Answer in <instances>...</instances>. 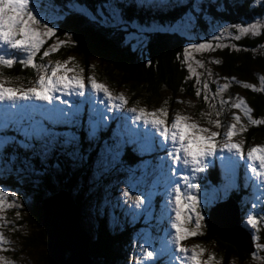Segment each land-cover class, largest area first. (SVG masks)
<instances>
[{
    "label": "snow or ice",
    "instance_id": "obj_1",
    "mask_svg": "<svg viewBox=\"0 0 264 264\" xmlns=\"http://www.w3.org/2000/svg\"><path fill=\"white\" fill-rule=\"evenodd\" d=\"M39 0H0V51L8 50V54H0V69L11 68L16 62V53L23 54L18 58L22 66L39 69L40 75L35 80L32 87L13 88L6 85L11 81L3 78V72L0 71V102L7 106L11 104V108L16 110V113H25L18 118L13 114V118L8 120L5 125L6 134L3 136V141L11 139V143L4 148L3 156L5 162L11 163L13 168L15 162L9 157L12 155L11 149L16 148V161L21 162V168L31 169V172H41L44 175L49 172L63 171L65 168L69 171L79 170L87 159V152L92 148L93 142L99 143L98 135L100 129L99 121H93L89 118L86 125L83 124L80 118V110L78 108L64 109L53 105V101H58L60 104L67 105L66 99H61L62 96H85L86 87L90 89L91 94L103 96L107 102V111L122 110L127 105L128 101L121 94L113 96L109 89L102 83H98L96 79L89 75L87 76V85L82 75L83 69L73 65L67 67L71 62V58L63 62L55 64H40L35 63V57L41 52L47 38L53 37L57 31V25L49 26L52 17L48 9H42L38 6ZM132 0H103L96 7L95 12L88 8L87 5H81L76 0H70L69 5H66L67 15L78 12L89 23H93L97 28L112 30L123 34L122 43L133 49L142 47L144 42L150 38V35L167 34L168 31H175L182 23L183 17L175 22L161 24L158 21L152 20L141 23L136 19H128L125 15V9L132 7ZM137 11H157L160 6L153 3H148V0H135ZM198 7L194 4L193 11ZM57 12L60 9H56ZM187 15V14H186ZM59 19V17H56ZM195 20V17H193ZM237 32L246 34L251 32L253 35L258 34V29L264 27L259 24H250L248 27L236 25ZM227 31V29H223ZM66 36L69 33H65ZM237 36L235 39H239ZM213 39L218 37L213 36ZM64 41H57L51 45L50 51H43V57H48L56 53L62 46ZM216 49L225 47L220 43L214 46ZM196 51L213 50V44L209 42L190 43L183 49L184 60L189 61L190 50ZM219 63V61H212ZM199 67L203 65L197 61ZM71 73V75H69ZM188 73L195 75L194 69L189 64ZM211 73H209V77ZM234 79V78H233ZM264 85V77L260 78ZM200 84L199 77L196 81ZM227 83L218 85L212 99L219 96L221 92L227 89ZM243 88L252 89L254 92L264 90L256 88L251 84H243ZM209 85L207 82L203 84V99L209 102ZM195 95L199 98L202 95L200 87H195ZM37 101L43 104L52 105L43 109L40 114V119H35L32 115H27L30 105L19 104L18 102ZM165 104L168 101H164ZM228 101L221 99L220 105L223 107ZM210 108L215 107L209 104ZM232 107L241 109L252 125L264 124V120L253 119L250 115L251 109L245 104L242 98H237L232 102ZM127 112L133 125L142 123L144 126L141 155L145 151H154V145L159 143L160 151H166V157H160V163L156 165L154 172L158 171L162 177L164 184V196L166 197L165 210L162 213L166 222V236L161 241L159 249L150 250L148 247L142 246L143 261H137V264H154V261L167 256L169 259L167 264H210L213 261V254L209 253L207 260H201L204 251L199 245H194L191 248L183 247L182 241L189 238H194L201 233L205 216L202 214V208L210 206L209 201L201 200L197 195L198 185L193 182L197 174L202 173L207 168L206 158L212 157L217 151L215 141L220 136L219 131H210L207 127H200L198 123L192 121L191 117L181 115L177 112L169 121V113L166 108H160L156 111L149 112L145 108H128ZM207 123L220 129L222 127L219 119H211V112L206 114ZM217 117L220 115L216 113ZM119 119V117H116ZM105 120L111 119L105 116ZM127 119V118H125ZM233 123L227 125L226 132L223 133L224 140L219 145V152L223 154L225 151L230 156H224L223 162L226 165L235 166L236 162L230 157H239L241 161L245 160V153L242 146L245 141L241 139L239 142H233L234 136L241 135L247 131L244 124L240 123V117L231 116ZM239 125V127H237ZM107 125H105V128ZM14 128L15 132L11 133L8 130ZM84 135L81 137L80 132ZM127 134L139 136V132H132L130 129H125ZM121 139L109 147L108 142L104 141L101 155L108 153L111 156L112 163L115 164L121 154L120 149L123 146V134L113 133L115 140L117 135ZM19 140V144H17ZM129 143L132 141L129 140ZM88 145V149L84 145ZM146 146V148H145ZM246 174L250 173L249 179L253 181V187H259L261 197L264 198V145L254 146L247 150L246 153ZM152 166L151 161H144L145 169ZM169 171L171 174H169ZM9 195L13 200L16 198L15 191L11 193L3 190L0 186V212H4L6 208L13 205L7 203ZM125 201L133 200L136 209H141L144 205V200L140 194L132 197L129 189H125L122 193ZM150 206V205H149ZM18 207V205H17ZM255 207V205H254ZM98 213H103L104 209L97 207ZM4 217L0 216V220ZM243 222V221H242ZM245 227L251 229L257 228V219L254 214H248L246 217ZM252 240H257V236L252 234ZM8 241L3 235H0V246L7 244ZM257 248L264 246L257 244ZM0 250H3L0 248ZM8 264H11L9 261Z\"/></svg>",
    "mask_w": 264,
    "mask_h": 264
},
{
    "label": "trees",
    "instance_id": "obj_2",
    "mask_svg": "<svg viewBox=\"0 0 264 264\" xmlns=\"http://www.w3.org/2000/svg\"><path fill=\"white\" fill-rule=\"evenodd\" d=\"M45 1L63 8L67 3H70V0ZM76 2L87 5L95 12L96 7L103 0H76ZM194 4L198 6L195 11H193ZM125 15L128 19H136L142 24L152 20L161 24L171 23L183 17L188 18L193 26L188 35L174 31H168L167 34L150 35V38L144 42L142 47L133 49L123 45L122 33L97 28L78 13L66 14L61 18L59 17L56 23L55 36L57 38L62 36L65 40L70 41H67L64 46L54 53L55 58H63L71 54L80 55L78 57L83 58L85 66L88 58L99 59L102 63L98 69L101 74L98 76L99 80L107 81L110 87L112 85L120 86L127 93L129 102L152 105L164 99L165 96L169 101L178 98L184 100L182 104L187 105L196 116L211 112L212 117L213 112L216 110L220 112L217 118L226 117L227 119L229 113L233 111L230 98L234 95L235 88L241 84L238 85L236 80L247 81V83L250 80L255 83V85L249 83L254 87H264L258 78L259 75H264V27L259 28L256 35L251 32L241 34L237 32L235 27L236 25L248 27L253 23L264 26V0H213L212 2L209 0H186L183 5H179V8L157 10L155 12L137 11L136 6L133 4L132 7L125 9ZM193 17H195V20H193ZM223 29H227V31H223ZM66 32L69 33V39H66L68 37L65 35ZM213 36L218 37V39H213ZM237 36L240 37L238 40L235 39ZM203 42L212 43L213 50L201 51L200 56L203 59L201 62L204 65L198 74H196L197 70L191 66L195 75L190 76L188 73L190 63L184 60L183 49L190 43ZM216 43L225 45V47L216 49L214 47ZM191 53H193L192 50H190L189 55ZM212 61H219V63H212ZM209 65H213L210 72L212 74L216 73V78L221 77L223 80L229 78L231 81V86L224 90L227 95L219 94L214 100L212 97L216 92L215 87L219 84L211 76L209 77ZM29 70H32V72ZM36 70L27 66L22 67L17 60L11 68L5 67L1 71L3 74H9L11 78L23 81L26 78L25 75L29 78L31 73L34 74ZM197 77L200 80L199 85L196 83ZM205 82L209 85V102H205L203 99V84ZM197 86L202 90V95L199 98L195 95V87ZM240 94L243 95L247 107L251 109L250 115L252 118L264 120V90L254 92L252 89L243 88L240 90ZM221 99L229 103H225L221 107ZM210 103L215 107L210 108ZM221 114L224 116H221ZM243 120H245L247 131L242 133V137L246 143L252 139V141L258 143L261 141L264 144V124L252 125L247 119ZM223 124L224 121H221V125ZM14 132L12 130V133ZM107 135H102L98 144L93 142L92 148L86 154L87 159L83 166L75 171H69L65 168L63 171L58 170L47 175L41 172L33 174L31 169L21 168L20 165L23 160L21 156V160L17 163L18 167L23 172H27L28 175L31 173L34 177V179L28 177L26 187L29 188L32 185L30 183L38 184L44 194L55 192L60 188L72 191L73 187L76 188L78 185H82L83 189L86 190L85 186L87 184H89L88 191L94 188L96 191L102 190V184L95 178V172L90 166H94V162L98 159L101 153L99 149L102 143L106 141ZM84 148L88 149V145L85 144ZM11 152L12 155H16V148L13 147ZM122 159L129 164L138 161V158L128 150ZM106 183L107 180L104 186H106ZM85 193L87 192L84 191L81 195L75 196L81 213H84L83 207L89 198V194L84 198ZM90 196L93 197L91 194ZM36 198L35 202L30 205L31 214L29 211L28 213L31 215L33 223L39 226V233L36 236L33 235V238L26 236L24 245L34 248L43 247L41 258L46 264V236L43 228L40 227L42 213L40 204L44 195L39 194ZM207 213L209 211L205 215ZM240 215L241 223L245 225V220L242 217L243 211L241 210ZM108 217L105 213L99 220L96 218L92 221L90 223L92 225L85 229L91 236L89 254L92 257V264H132L136 261L133 257L135 253L133 250H136L134 230H138L132 225L136 222L134 221L132 225L128 221L121 222L119 220L121 217L118 214L114 215L112 220ZM110 221L112 227L109 225ZM248 232L251 237L252 234L257 236V240L254 241L255 244H264V219L259 222L256 229H249ZM202 234L204 237H201L200 240L202 239L203 242L214 246L217 249V255H221L225 262L234 258L242 261L250 259L254 252L249 253L243 248L244 246L239 249L234 244L221 240L208 227L205 228ZM35 238L39 239V243L35 241ZM254 243V250H256ZM163 261L164 259L161 257L155 260L154 264H163Z\"/></svg>",
    "mask_w": 264,
    "mask_h": 264
},
{
    "label": "rangeland",
    "instance_id": "obj_3",
    "mask_svg": "<svg viewBox=\"0 0 264 264\" xmlns=\"http://www.w3.org/2000/svg\"><path fill=\"white\" fill-rule=\"evenodd\" d=\"M159 0H148V2L153 3L155 2L160 6V10L163 11L164 9H174L179 8V5H183L186 0H161L163 3H165V6L161 2H157ZM201 1V0H200ZM205 1V0H203ZM213 1V0H209ZM66 5H69L67 3ZM39 7L42 9H48L49 14L52 17L50 20L49 26L56 25L58 19L56 17H63L66 15L67 11H64L63 9L59 12L56 11V5L53 3L47 2L45 0H39ZM192 23L188 18L183 19V23L174 31L179 32L183 35H188L190 32V29L192 27ZM70 36H68L66 39H69ZM57 41H64L65 43L70 40H65L62 36H59L58 38L54 35L53 37L47 38L45 40V44L41 49V52L37 54V56L34 58L35 63L37 65L40 64H55L56 62H63L65 60H68L71 58V62L67 65V67H73V65L78 66V68L83 69V77L85 79V84L87 85V76L91 75L93 76L98 83L104 84L110 91V93L113 96H119L123 95L125 99L128 101V96L125 90H123L120 86L112 85L111 87L105 80H99V77L101 74L98 72V69L100 68V65H102L101 61L99 59H95L93 57L88 58L87 65L85 66V61L83 60L82 56L80 59L78 56L80 55H67L63 58H55L54 54L49 55L48 57H43V51H50L51 45L55 44ZM191 55H189V63L192 67H194L196 71V74L200 73L201 67L197 65V61H199L202 65L201 61L203 60L200 56L201 51H194L192 49ZM0 54L7 55L8 50L0 51ZM199 54V57H198ZM23 54L16 53L15 57L18 58L21 57ZM77 56V57H76ZM22 66V65H21ZM26 67V66H22ZM213 69V65H209V73L210 70ZM2 69H0L1 71ZM32 72V70H29ZM40 70L37 68L34 74L31 73V76L28 78L27 75H25V80L18 81L15 78H11L9 74H3V78L11 81V83L7 84V87H13V88H24L27 89L29 87H32L35 80L38 79L40 75ZM71 75V73L69 74ZM215 74L211 73V78L215 80L219 85L227 83L229 86H231V81L229 78L222 79L221 77H215ZM261 77H264V75H259V79ZM238 79V78H237ZM261 81V80H260ZM236 83L240 86L235 88L234 95L230 98L231 104L232 102H235L237 98H242L244 100V97L242 94H240V90L243 89V84L247 83L241 82L239 80H236ZM251 83L255 85L254 82L248 81V84ZM217 88V87H215ZM229 88V87H228ZM227 88V89H228ZM215 92V91H214ZM213 92V93H214ZM242 93V92H241ZM220 94L227 95L224 91ZM167 96L164 97V99H161L159 102L152 105H145L141 102L138 104H133L132 102L127 103L124 109L122 110H114L112 112L107 111V102L104 101L102 94L101 95H95L91 94L90 89L86 87V93L85 96H62L61 99H66L69 101L67 105L60 104L58 101H53V105L59 108L69 109L72 108H78L80 110V118L83 119L84 125L87 124L89 118L93 121H99L100 123V129L98 132V135L100 139L102 138V135H107L106 141L108 142L109 147H112L116 141L121 139V136L118 134L115 138V140L112 138L113 133L119 131V133L123 134V146L120 149V156L118 158V161L113 164L111 160V156L108 153H104L101 155L99 154L98 159L94 162V166H90L91 169L95 172V178L101 182L102 184V190L96 191V189H92L88 191L87 184L85 186L86 190L83 189L82 185H78L76 188L73 187L72 191L68 190L70 194L72 195V198L76 203H78L75 199V196L81 195L84 191L87 192L84 195V198L89 194V198L87 199V203L84 205V213H81V209H79L80 217L78 218L79 225H81V228H84V231L89 225H92V221L99 220L104 214L106 213L108 218L110 220L113 219L114 215H119L121 217V222H127L129 224H133V222H139L138 230H134V242L136 245V250H133L134 257L136 255V258L139 261H143L142 256V246L151 248L152 250L159 249L161 247V241L165 238L166 232L164 235H154L157 230L154 231V229L148 225L151 222H158L162 220V213L165 210V202L166 197L164 196V184L162 177L160 176L159 172H154V169L156 168V165L160 163L159 158L160 157H166L167 152L166 151H160L159 143L154 145L155 150L151 152L145 151L144 155H141L140 152L142 151V145H144V139H143V132H144V126L142 123H138L136 125H133V122L130 118V114L127 112L128 108H145L149 112L156 111L160 108H166L169 113V121L171 120V117L174 116L177 112H179L181 115H187L191 117L192 121L198 123L200 127H207L210 129V131H219L220 136L215 141L217 145V151L214 152L212 157L206 158L207 168L204 172L197 174V177L193 180V182L197 183L198 185V191L197 195L200 197L201 200H207L209 201L210 206L208 208H211L217 201H223L224 198L222 195H227V192L229 191L230 196H237L239 199H243L238 201L240 205L242 206L241 209L243 211V219L245 220L244 223H246V217L248 214H254L257 219V226L259 225V222L264 219V198L261 197V189L259 187H253V181L249 179L251 176L250 173L246 174V179H241L242 185H245L244 188L240 187L236 184V167L237 164H243L242 170L246 173V153L247 150L254 146L264 145L262 142L258 143L256 141L248 140L246 141L243 139L242 134L234 136L233 142H239L241 139L245 141L244 145L242 146V150L245 153V160L241 161L239 157L231 156L230 158L232 160H237L235 166L226 165L223 162L224 156H230L229 153L226 151L221 154L219 152V145L223 142L224 136L223 133L227 130V125L230 123H233L231 120V116L234 114L236 116L240 117V123L244 124L243 119H247L241 109L234 108L231 106V109H233L232 112H230L228 118H217L216 113L219 111L213 112V116L211 119H219L220 121H224V124L220 129H216L215 127L210 126L207 123L208 116L203 115H195L191 112L190 108L184 104V100L178 99L174 101H169L166 99ZM164 101H168L167 104L164 103ZM245 101V100H244ZM19 104H27L30 105L29 112L27 115H32L35 119H40V114L43 111V109L51 107L52 105L43 104L41 102L37 101H31V102H25L20 101ZM177 106H175V105ZM246 104V103H245ZM247 106V105H246ZM216 109V108H215ZM220 113V112H219ZM13 114H15V117L18 118L20 115H25V113H16L15 109L11 108V104L9 103L7 106L5 103L0 102V186H2L3 190H6L8 192L15 191L16 198L13 200L12 196L9 195L7 198V203L10 205H13L10 208H6L4 212H0V216H3L4 219L0 220V235H3L4 238L8 241L7 244L0 246L3 250H0V264H8L10 261L11 264H44V260H42L41 255L43 254V247H29L24 245V241L26 240V236H30L33 238V235L36 236L37 233H39L38 225H35L31 219V204L35 202L37 199L36 197L39 196V194L44 195V198L54 195L57 193L55 192L44 194L42 193L41 186L39 187L38 184L30 183L29 188L26 187V182L28 181V177H31V179H34L33 175L30 173L28 175L27 172H23L18 167V162L16 161V155H11L9 159L13 162H15V167L13 168L11 163L5 162L3 151L4 148L7 147L11 143V139L8 141H3V136L5 133L4 125L5 123L13 118ZM110 117L111 119L105 120L104 117ZM221 116H224L221 114ZM116 117H119L117 119ZM127 118V119H125ZM229 119V120H228ZM105 125L107 127L105 128ZM239 127V125H237ZM130 129L132 132H139V136H132L130 137L125 129ZM12 130L15 131L14 128H11L9 132L12 133ZM131 140L132 142L129 143L128 141ZM19 140H17V144H19ZM103 144L101 145L99 151L103 148ZM146 148V146H145ZM129 151L133 153L137 158L138 161H136L134 164H129L126 162L122 157H124V154L126 151ZM144 158H148L149 161L152 162V166L145 169L143 167ZM217 169L219 172L218 179H209L206 174L209 169ZM50 173V172H49ZM169 174L171 172L169 171ZM27 176V177H26ZM106 177L105 179L103 177ZM208 179V180H207ZM107 180L106 186H104L105 181ZM204 180V181H203ZM129 189L131 192L132 197H134L137 194H140L142 196V199L144 200V205H142L141 209H136L133 203V200L129 199L125 201V199L122 196V193L125 189ZM237 188V189H235ZM62 189V188H60ZM98 192V193H96ZM251 192V193H249ZM47 193V192H46ZM234 195H233V194ZM243 193H249L247 195H242ZM90 194L93 196L91 197ZM98 197V198H94ZM42 198V199H44ZM231 202V200H228ZM237 202V201H236ZM81 203V201H80ZM232 203V202H231ZM82 204V203H81ZM18 205V207H17ZM150 205V206H149ZM255 205V207H254ZM79 206V203H78ZM97 207H101L104 209L103 213H98L96 211ZM215 207V206H214ZM26 208V209H24ZM208 208H202V214L205 216V220L203 223V228L201 229V233H204L205 228L208 227L207 219L209 213L205 215L207 211L210 209ZM234 208V207H233ZM240 208V207H239ZM233 210V209H232ZM29 211V213H28ZM115 212H117L115 214ZM237 212V210H236ZM260 215V216H259ZM28 219V221H26ZM144 224V226H140V224ZM109 225L112 227V223L110 221ZM243 230H245L247 233L249 231V227H245L240 223ZM41 227V226H40ZM42 228V227H41ZM217 231L220 233L221 231V225L217 226ZM83 230V229H82ZM254 230V229H253ZM166 231V230H165ZM89 233V232H88ZM158 233V232H157ZM164 233V232H163ZM162 233V234H163ZM216 233V232H215ZM223 234V233H222ZM217 235V233H216ZM220 237H224L223 235H219ZM197 237V238H196ZM194 238H189L187 240L182 241V246L191 248L194 245H199L204 251V255L200 257L201 260H207V256L209 253L213 254L214 259L210 262V264H264V247L257 248L254 241H252L255 245L254 252L252 253V256L250 259L247 260H238V259H230L226 260V262L223 260L221 255H217V249H215L214 246L209 245L200 238L204 237L203 234H200ZM35 241L39 243V239L35 238ZM233 244L236 245V240H233ZM259 245L264 246V244L259 243ZM45 247V246H44ZM150 249V250H151ZM263 253V256H262ZM69 253H66V256H68ZM90 256V255H89ZM91 257V256H90ZM167 259H164L163 263H167ZM131 260H133L131 258ZM93 263L92 257H91V264ZM135 264H137V260L134 261ZM132 263V264H134ZM47 264V260H46Z\"/></svg>",
    "mask_w": 264,
    "mask_h": 264
},
{
    "label": "water",
    "instance_id": "obj_4",
    "mask_svg": "<svg viewBox=\"0 0 264 264\" xmlns=\"http://www.w3.org/2000/svg\"><path fill=\"white\" fill-rule=\"evenodd\" d=\"M57 193L42 199L40 204L47 264H91V236L79 225L78 203L67 189H59ZM233 207L231 202L212 207L207 219L208 228L216 232L221 240L232 244L236 240L235 246L239 249L244 246L251 253L254 250L252 237L241 227L239 213L232 210ZM218 225L222 228L220 233L216 229Z\"/></svg>",
    "mask_w": 264,
    "mask_h": 264
}]
</instances>
